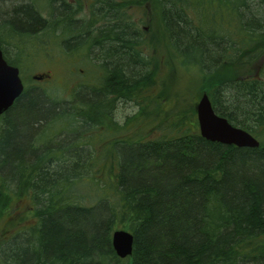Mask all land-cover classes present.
<instances>
[{"label":"trees","instance_id":"obj_1","mask_svg":"<svg viewBox=\"0 0 264 264\" xmlns=\"http://www.w3.org/2000/svg\"><path fill=\"white\" fill-rule=\"evenodd\" d=\"M153 1L43 0L44 12L26 0L2 2L0 20L3 28L12 23L19 31L8 40L34 43L48 27L57 36L52 19L59 11L61 19L70 11L79 24L85 20L90 31L104 27L112 5L116 15L123 8V16L132 6L147 13ZM155 1V19L163 22L152 27L156 43H148L150 49L163 45L173 85L156 103L143 94L153 84H141V122L156 119L167 132L150 140L126 135L115 142L124 148L123 163H115V149L106 169L91 167L84 149L69 156L63 150L91 126L92 114L80 110L69 117L62 110L70 100L28 84L0 119V264H264V0ZM112 18L119 26L115 36L106 34L109 40L144 34L142 24L131 30L123 18ZM5 57L22 66L21 59ZM33 58L31 63L38 60ZM179 71L189 75L186 89L175 87ZM95 88L81 85L76 92L96 94ZM196 92L208 93L217 113L260 145L238 147L201 136L197 101L189 98ZM110 94L123 96L124 90L112 85ZM168 100L171 109L163 106ZM117 135L108 130L99 139L107 143ZM41 143L60 147L41 158L27 153L33 145L37 153ZM117 229L133 234L129 258L113 248Z\"/></svg>","mask_w":264,"mask_h":264},{"label":"bare ground","instance_id":"obj_2","mask_svg":"<svg viewBox=\"0 0 264 264\" xmlns=\"http://www.w3.org/2000/svg\"><path fill=\"white\" fill-rule=\"evenodd\" d=\"M10 1H13V0H10ZM16 1L17 0H14L12 3H15ZM21 1L18 0V2H21ZM26 1H29L31 6L36 5L37 8H39L42 12H44L45 9L43 8V3L41 2L43 0H26ZM0 2L2 1L0 0ZM3 2H6V0ZM112 6L113 7L110 8V12H109L111 13L110 14L111 16L108 17L107 19L108 22H106L104 27L100 28L99 30L91 29L90 31H87L85 20L82 22L83 23V26H82L81 25L82 23L79 24L75 20L71 19V17L74 15L70 11L67 12L66 14L68 19H61L62 15H61V12L59 11L58 13L55 14L56 15L55 18L52 19L55 22V25L58 24L57 25L58 27L57 36L55 33H48L51 31V27H48L46 28V33L45 32L40 33L42 34L41 38L39 39L40 41L36 40L34 43H31L28 40H22L21 37L8 40L13 32L18 33L19 31L16 30L17 28L12 23L8 24L6 27L3 28L4 26L3 20H0V27L3 30L2 32L0 31V49L9 57L19 58V60L21 59L23 61L21 67L14 65L19 69V74L21 76L24 75L25 67H29L31 64L36 63V61L31 63L35 55H33L30 51L36 46L38 48H42L43 50H45L47 49L48 45H50V41L52 40H57V42L60 45H62L65 49H67L66 53L69 56H71V58H68L67 56H65L66 58H68L66 60L67 61L69 60V63L67 62L68 70L72 71L74 69L72 64L74 62H78L77 57L83 58L84 65L87 66L89 69L87 71L91 72L94 75V79L91 84H81V85L96 86L95 89L98 92L94 94L92 93V91H89L81 95L80 94L81 92L78 93L76 92V89H74L73 92L71 93V96H69V98L66 97V99L71 101L72 105H66L64 109L62 110V112L65 113L69 117H78L79 115L78 111L87 110L93 115V116L90 115L91 121L89 122V125L91 126L87 125L86 127H84L82 131L78 133L79 137L73 138L70 144L64 146L65 150H63V154H65L66 156H69L70 154H72V151H76L77 149H84L87 155L84 162L86 163L89 161L91 167L95 168L96 166V168H104V169H106V166L109 162L108 153L113 152L115 149H117V153L115 156L116 157L115 163L120 164V162L121 163L124 162V157H123L124 148L123 147L116 148L115 142L117 140L126 138V135L128 134V130L123 127L120 133L113 139L109 140L107 144L104 141L101 142L99 139V136L102 135L106 137L104 133L108 132L106 130V125L108 124L111 125L112 128H114L115 130L118 129L116 125L118 124L119 120L116 115L114 105L117 109L120 106V104L124 102L126 103L132 102L134 95H135V99L138 98L139 92L141 91L140 89L142 88L141 87L142 83L148 84V85H150L151 83L153 84L152 82L153 78L156 77V74H157L156 69L160 66L158 55L161 51L157 46L150 49L151 44L148 43L145 46V43L148 40L149 41L153 40L156 43V39L154 38V35L152 32L153 30L152 27H154V25L159 26V24L163 22L162 19L158 21L156 20L158 17L157 9L159 8V4L155 0L152 2L151 7H148L147 13L141 12L136 6H132L129 9V11L125 13L123 16H122L123 14L122 12H124L123 8L116 15L115 5H112ZM135 10H137L140 14L139 18L137 19H135V17L133 16V12ZM167 12L171 15V17L175 16V12H173L171 8L169 9L168 6H167ZM83 14L86 15V11ZM114 14L118 16L121 20L123 18V20H125L126 23H128L129 27H132L130 28L131 30H137L139 26L143 24L142 29H143L144 34L142 35V37L138 34L136 35L135 38H133L134 40L127 41L126 39H123L119 37L118 35L116 36L117 38L113 37L112 40H109L106 34H108L111 37L113 35L115 36L116 33H118L117 32V28L119 26L118 22L115 21L112 17H115L116 20L118 19L116 18V16H114ZM109 20L111 21L109 22ZM182 23L179 22V25H181ZM185 28L189 31V33H193V31L190 28L186 26ZM76 38L81 39L80 44L76 46H71V41ZM67 39H68V42H66ZM140 45L143 46L142 47V49L144 50L143 53L142 52L140 53V49H141ZM72 47L74 48L71 50L70 48ZM133 65L135 67L139 66L140 69L143 71V73L142 74L140 73V75L137 76L135 74L136 68L133 67ZM45 74H47V76H45L42 79L35 78V76L37 75L40 76V75H45ZM51 78H52L51 70H48L47 72L35 73L32 76V79L38 82L44 81L46 79L48 80ZM111 78L114 80L113 81L114 84L113 83L111 84L110 82ZM29 85L31 84L29 83ZM112 85L118 86V87H120L121 85V88L124 90V95L123 96L120 94L115 95V96L111 95L110 91H111ZM79 86H77V88ZM164 87H166V83H164ZM37 88H42V87H37ZM49 92L51 96H54L56 98H61L59 94H57L56 91H53V92L49 91ZM130 94L132 95L130 96ZM105 97L107 99L110 98L111 101H107ZM123 97H125V100H122ZM118 98H120V101H117ZM136 102H139V100L137 99ZM211 103H212V107L214 111L217 113L212 100H211ZM254 107L255 106H253L252 104L249 110L251 111ZM141 109H143V107H141ZM151 109H152L151 107H145L144 110L150 111ZM96 121H103L104 124L101 125V124L95 123ZM97 124L99 128L104 127V129L101 130L99 134L95 135ZM3 125H4L3 121L0 122V134L3 132ZM137 125L138 124L134 122L128 124V126H131V127H135ZM198 127H199V124H198ZM159 131H160L159 135H162L167 132V129H164V131L163 129H160ZM199 132H200V129H199ZM204 138L212 142H219V141L210 140L206 137ZM256 138L258 139V137ZM143 139L150 140L151 138H143ZM112 140H114V142ZM36 143H39V142L36 141V138H34V145ZM34 145H33V150L31 149L27 153H30V156L36 155L35 157H38V158L45 157L51 151L52 152L55 151L56 147H60L56 143L52 144L51 146H48L45 143H41L38 146V149H35L37 153H33ZM81 162L82 160H80L79 164H81ZM74 163H76V161ZM63 179H64V176L62 175L57 177L56 182L54 183L55 189L60 188L61 181ZM133 250H134V247H133ZM131 255L126 256V257H120L119 255L118 256L122 259H126V258H129ZM228 255L230 256V254Z\"/></svg>","mask_w":264,"mask_h":264},{"label":"rangeland","instance_id":"obj_3","mask_svg":"<svg viewBox=\"0 0 264 264\" xmlns=\"http://www.w3.org/2000/svg\"><path fill=\"white\" fill-rule=\"evenodd\" d=\"M1 1L3 2L5 0H1ZM13 1L6 0V2L8 3H12ZM16 2H18V0ZM133 16L135 17V19H137L139 18L140 14L137 10H135L133 12ZM141 26L143 28V24ZM80 40L81 39L79 38L72 40L71 46L79 45ZM148 41H146L145 46L148 43ZM140 46L141 48L143 47L142 45ZM73 48L74 47L70 49L72 50ZM159 49L161 51L158 55L160 66L156 69L157 74H156V77L153 78V81H152L153 86L152 88L145 89L143 91V94H146V96H151L155 100L156 103H157V100H160L161 103L163 102L162 98L166 96L168 92V88L169 87L172 88L171 85H173L172 66L171 64L167 62V58H166V55L164 54V50L162 49V46L159 47ZM30 52L33 55H35L34 57H38V60H36V63L31 64L29 67H25V72H24V75H22V77L24 78L26 86L30 83L32 86L46 88L48 89V91H52V92L56 91L57 94H59L61 98H66V97L69 98V96H71V93L73 92L74 89L77 88V86L81 84H91L93 82L94 75L91 72L87 71L89 69L87 66L84 65L82 57H77L78 62H74L72 64L74 68L72 71L68 70L67 62L69 63V60L67 61L66 59L71 58V56H69L66 53L67 49H65L62 45H60L57 42V40L50 41V45H48L47 49L45 50H43L42 48H38L36 46ZM65 56H67L68 58H66ZM262 64L264 67V57L261 59L260 67L262 66ZM48 70H51V73H52L51 79H48V80L46 79L44 81H39V82L34 81L32 79L33 74L39 73V72H47ZM136 72H137L136 73L137 76H139L140 73L141 74L143 73V71L140 69L139 66L136 67ZM260 78H262L261 75H260ZM188 79H189V75L179 71V73L176 74L175 87L179 86V87H182V89H186V87H184V84H185V81ZM164 83H166V87H164ZM188 86L191 87L190 84ZM85 92H86L85 90L81 91L80 94L81 95L85 94ZM141 95H142L141 92H139L138 98L135 99V95H134V99L132 102L130 103L124 102L120 104V106L117 109L116 107H114L116 111V115L119 120L117 124L118 129L116 130V134H119L121 129L124 127L128 130L127 135L136 134L137 138L141 136L144 138H157V136L159 135L160 127H159L158 120L155 119V120H148L143 123L141 122V114L143 115V110L141 109V104H140ZM193 97L195 98L194 100L197 101L199 98V94L197 95V92H196L194 96L189 97V98L192 99ZM137 99L139 100V102H136ZM189 101L190 100H186V102H189ZM172 104H173V101L168 100L163 103V106L165 109L167 108L171 109L173 107ZM162 114L164 115V112ZM132 122L138 125L135 127L128 126V124ZM103 129L104 127H101V128L97 127L95 130V134H99L101 130ZM108 129L112 131L115 130L113 128H110L108 125H106V130L108 131ZM104 134L108 136V132Z\"/></svg>","mask_w":264,"mask_h":264},{"label":"water","instance_id":"obj_4","mask_svg":"<svg viewBox=\"0 0 264 264\" xmlns=\"http://www.w3.org/2000/svg\"><path fill=\"white\" fill-rule=\"evenodd\" d=\"M45 75H37L42 79ZM24 82L19 74V69L8 63L0 49V116L8 111L15 100L23 93ZM197 118L200 133L210 140L224 144H233L239 147H258L260 141L244 128L234 126L227 118L216 113L212 107L211 99L203 93L196 104ZM115 251L120 257L133 253V234L125 229L115 230L112 238Z\"/></svg>","mask_w":264,"mask_h":264},{"label":"flooded vegetation","instance_id":"obj_5","mask_svg":"<svg viewBox=\"0 0 264 264\" xmlns=\"http://www.w3.org/2000/svg\"><path fill=\"white\" fill-rule=\"evenodd\" d=\"M126 99H127V98H126ZM133 99H134V98H133ZM122 100H125V97H123ZM117 101H120V98H118ZM114 107H115V105H114Z\"/></svg>","mask_w":264,"mask_h":264}]
</instances>
